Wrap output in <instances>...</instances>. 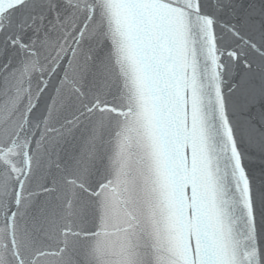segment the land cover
Instances as JSON below:
<instances>
[{
	"label": "snow or ice",
	"instance_id": "obj_1",
	"mask_svg": "<svg viewBox=\"0 0 264 264\" xmlns=\"http://www.w3.org/2000/svg\"><path fill=\"white\" fill-rule=\"evenodd\" d=\"M0 264H264V0H0Z\"/></svg>",
	"mask_w": 264,
	"mask_h": 264
}]
</instances>
